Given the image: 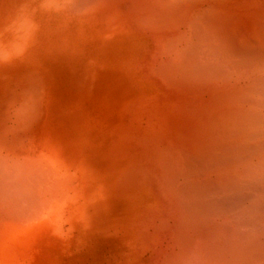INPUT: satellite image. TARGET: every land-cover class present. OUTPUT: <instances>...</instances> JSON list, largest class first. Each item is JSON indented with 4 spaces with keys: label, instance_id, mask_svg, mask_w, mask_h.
Returning a JSON list of instances; mask_svg holds the SVG:
<instances>
[{
    "label": "bare ground",
    "instance_id": "6f19581e",
    "mask_svg": "<svg viewBox=\"0 0 264 264\" xmlns=\"http://www.w3.org/2000/svg\"><path fill=\"white\" fill-rule=\"evenodd\" d=\"M142 2L144 21L163 42L158 75L167 79L171 72L183 73L187 94L198 83L195 92L212 90L209 96L214 97L205 104L212 105V114L208 107L200 108L212 116L206 119L208 127L213 123L207 131L203 126L198 143L203 151L195 157L185 150L186 156L195 157H188L195 166L182 151L189 165L185 163L189 169L182 176L192 192H201L203 201L192 200L185 218L172 221L170 243L164 246L171 250L162 261L264 264V2ZM191 81L196 83L190 86ZM213 84L220 87L216 92ZM61 101L59 90L41 70L0 76V264H50L46 246L56 235H67L69 218L85 193L89 156L98 160L99 108L89 118L76 104ZM205 117L196 122L204 124ZM88 123L94 131L90 151L89 133H84ZM199 131L192 133L195 139ZM182 181L175 187L186 184ZM187 186L181 189L191 190Z\"/></svg>",
    "mask_w": 264,
    "mask_h": 264
},
{
    "label": "rangeland",
    "instance_id": "374dc122",
    "mask_svg": "<svg viewBox=\"0 0 264 264\" xmlns=\"http://www.w3.org/2000/svg\"><path fill=\"white\" fill-rule=\"evenodd\" d=\"M142 4V0H0V38L8 42L4 55L9 58L0 63V76L15 78L30 69L41 70L64 98L61 103L76 104L89 118L95 107L101 113L98 160L89 156L85 193L69 218L67 235H56L46 246L50 264H165L172 221L185 218L192 200L203 201L198 198L201 192H192L184 180V172L188 162L195 166L189 160L203 151L198 148L201 135L213 125L208 127L206 121L212 105H205L214 98L213 92L199 89L201 97L198 89L194 91L198 83L191 81L193 94H187L183 73L171 72L167 79L158 75L159 62L164 63L163 42L144 21ZM10 49L17 51L11 54ZM177 79L182 84L176 85ZM214 87V92L220 88ZM198 96L201 100L196 102ZM203 105L212 112L209 116L200 109ZM194 106L197 111L192 112ZM200 110L201 118L206 116L203 125L195 119H201ZM198 128L201 133L195 139ZM91 132L88 123L84 132L91 140L88 151L91 142L94 145ZM185 150L195 157L186 156ZM184 157L190 158L188 162ZM94 167L97 173L92 172ZM181 181L191 190L175 187Z\"/></svg>",
    "mask_w": 264,
    "mask_h": 264
},
{
    "label": "clouds",
    "instance_id": "9594fccd",
    "mask_svg": "<svg viewBox=\"0 0 264 264\" xmlns=\"http://www.w3.org/2000/svg\"><path fill=\"white\" fill-rule=\"evenodd\" d=\"M7 43H8L7 41L0 38V63H7L8 62L9 58L4 55Z\"/></svg>",
    "mask_w": 264,
    "mask_h": 264
}]
</instances>
